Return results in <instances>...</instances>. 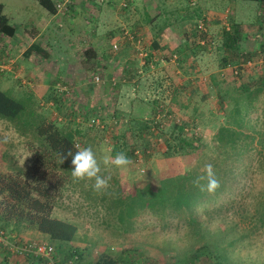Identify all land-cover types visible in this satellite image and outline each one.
Wrapping results in <instances>:
<instances>
[{
    "label": "rangeland",
    "instance_id": "rangeland-1",
    "mask_svg": "<svg viewBox=\"0 0 264 264\" xmlns=\"http://www.w3.org/2000/svg\"><path fill=\"white\" fill-rule=\"evenodd\" d=\"M161 1L133 0L129 8L124 10L119 6L122 0H116V2L73 0L75 5L71 4V6H75L73 12L75 11L77 28L85 26L92 28L91 26L94 24L90 17H94L97 13L101 14L97 24L100 32L98 38L106 48L107 56H110L109 60L100 58L99 67H93L92 72L88 75L87 84H91V87L94 86L96 91L91 92L93 89H90V99H86L91 100L90 106L84 105L85 101H78L75 104L78 107L82 106L74 110L76 114L80 113V115H68L71 103L74 105L75 101L72 96L73 91H70L75 87V81L67 80L66 84L60 82L59 86L57 85L59 80L54 78L53 85L57 86L58 90L54 88V92L60 94L61 97H66L63 103L56 101V106L54 102L51 103L53 105L49 104L48 99L37 97L30 86L19 95L0 88L25 105L24 117L26 116V120L29 121H26V124H31L32 127L35 126L33 125L35 120L38 121V117H32V115L37 113L48 121L69 127L73 125L75 127L74 120L76 121L79 116L85 118L86 112L88 118L96 114L99 115L105 126L104 129L91 128L87 121H82L83 123L81 122L79 125L84 134L82 137L78 136L77 142H79V148L91 146L100 160L111 156L112 147L116 144L117 139L120 143H122L121 140H124L129 146L138 147L137 150L141 152L142 157L138 154V157L133 158L132 164L126 169H117L111 163L107 166L102 165V173L109 172L120 179L126 188L124 197L134 192L135 185H139L143 181H153V184L159 187L163 180L178 178L186 173L188 175L189 170L194 171L198 169L199 165L201 169H204L205 165L211 164L209 157H203V152H206L207 148H212L219 126L228 124V119L224 117V112L219 106L218 89L226 88L227 84L224 83L235 82L239 85L247 83L249 78L254 75L264 74V62L261 63L262 59L264 60V49L262 48L264 30L259 31V25L264 19L262 17L264 12L260 15L259 3L246 1L234 3L229 0H171L176 4L173 5L170 2L162 4ZM22 3V0H0V14L4 17L8 14L14 21L21 22L24 16H21L23 13L20 11L19 5ZM192 3L195 5L193 6ZM177 5L188 12L194 10L196 13V18H192L190 30L191 32L194 30L195 34L200 37L203 35L207 38L206 44L203 45L204 48L196 49V52L199 53L198 56L201 57L205 67L211 69V72H215L216 76H218L216 72L220 69L225 56L230 58L232 55L224 48V44L227 32L236 25L240 26L239 48L246 53L244 56L250 55L251 59H249L256 64L252 68H245L240 77L234 73L233 66L223 69L221 74L224 75L219 76L220 79L216 77V81L215 83L213 81L211 87L206 79H200L196 84L197 87H202L203 91L200 94L195 93L194 96L190 95L191 97L187 96L189 98H184L183 94L180 95L181 107L179 110L175 109L173 99H170V88L173 86H170L169 90L162 95L161 85H159L161 84V75H159L154 81V84L159 86H156L154 92L150 93V90L145 89L150 81L147 77L149 74L142 70V73L139 74L142 76V79H139L142 87L140 96L142 97L136 104L140 116L138 119L153 120V114L152 117L148 116L156 106L159 108V113L155 122L162 125L160 130L153 129L150 133H144L143 136L139 132L143 123L132 120L129 113L130 99L128 95L132 89L127 86V83H124V79L133 80L135 76L131 74L124 76L126 72L116 62L121 57L120 60L123 58L124 60H122L128 64L129 61L134 60L136 54L140 62L145 61L147 56L145 57L144 54L147 51L143 48L145 46L143 41L140 44L134 42V45H131L124 33L128 31L136 35L135 31L144 29V25L147 26V14L155 13L159 16L158 11L162 9L163 14H166L164 10L168 11L167 14L172 13L174 21L177 16L179 17L173 8ZM201 23L205 25L206 31L199 29ZM59 32L61 31L59 30ZM87 38L90 41L93 40L92 36ZM115 38H117L115 43L119 45L118 51L113 50ZM85 40L86 38L83 39V41ZM56 44L62 47L57 50L58 74L61 71L63 75L60 74V79L65 81L66 74H68L66 71L73 69V72L77 74L81 72L80 54L76 50L71 51L68 48L65 50L68 43L63 39L57 41ZM133 48L136 50L134 51ZM105 52L101 51L100 56ZM68 56L71 58H67ZM163 59L165 62L167 60L175 61L179 59V55L175 51H169L164 53ZM231 59L237 60L236 57H231ZM243 59L245 58L241 57L238 61L241 62ZM135 68L134 63L129 72L139 70ZM206 71L205 69L202 71L203 78L208 77ZM97 74L103 78V82L98 85L94 83V77ZM113 78L115 81H112ZM217 83L218 85H216ZM62 87H65L66 90L61 91ZM184 88L185 90L189 89L188 84L184 85ZM162 89L165 90L163 86ZM261 103L258 104L261 108L257 112L250 113L247 118L250 131L254 130L259 134L257 142L252 146L253 149L244 155L241 164L233 161L227 162L226 167L229 171L226 174L222 173V176L226 175L227 181H225L226 185L223 182L224 188L219 196L214 195L210 198L212 195L205 191L208 198L190 210L183 208L179 211L174 206H168L165 219L151 215L141 216L136 218L131 228L122 230L123 226L117 222L115 216L116 211L114 210L115 214L110 212L109 202H101L100 196L104 191H95L94 182H85L81 187L67 189L56 208L55 215L75 221L79 225V235L84 241L76 242V245L83 251L89 250L86 260L95 261L102 252L109 250L113 254L119 255L125 249H135L139 258H146L144 264H173L177 254L186 252L190 255L195 251L194 248L201 246L193 234L194 224L188 221L191 217L198 220L201 224L200 228H203L211 237L218 236L219 230L229 232L225 238L227 241L245 235L246 238L236 245L234 257L248 258L251 256L254 260L264 259V227L260 226L261 218L264 216V154L260 153V141L264 139V104ZM87 106H89V110L85 112L84 108ZM95 111L97 112L94 115ZM59 115L62 117L61 122L56 118ZM114 121H118V123L115 124ZM182 126H186V134L183 135V138L195 137L194 148H188L187 153L180 150V154L168 157L167 147L169 143L175 144V137L179 138V144H181L178 128ZM32 144L34 142L29 135H20L10 122L0 119V171L6 172L12 167H20L26 172L31 171L34 166ZM145 145L150 151V153L148 152L149 156L143 154ZM216 158L215 154L212 155V162ZM188 188H192L191 182L188 183ZM22 237L28 242L31 240L47 242L45 237H40L38 233L26 232ZM192 244H196L193 245L194 248ZM247 262L252 264L250 261Z\"/></svg>",
    "mask_w": 264,
    "mask_h": 264
},
{
    "label": "trees",
    "instance_id": "trees-1",
    "mask_svg": "<svg viewBox=\"0 0 264 264\" xmlns=\"http://www.w3.org/2000/svg\"><path fill=\"white\" fill-rule=\"evenodd\" d=\"M230 1L259 3L261 7L260 15L264 12V0ZM39 2L43 8L51 13L57 10L50 0H40ZM259 27V31L264 30V19ZM239 29L240 26L236 25L227 32L224 48L230 51L233 56L230 55V58L225 56L220 65V70L230 66L238 67V77L244 73L245 66L243 67V65L251 59L250 55L244 56L246 53L239 48ZM0 32L10 36L14 33V29L9 25L7 18L1 14ZM206 39V36L202 35L199 39V46L203 47L206 44ZM203 42L204 44H202ZM262 48L264 49V41H262ZM33 51L32 48L30 53ZM231 57H236L237 60L235 61ZM241 57L245 59L240 62L238 59ZM242 63L244 64L242 65ZM219 76L216 77L219 78ZM213 81L215 83V76ZM224 84H227L226 88L218 89V97L219 106L221 111L224 112V117L228 119V124L225 123L219 126L214 136L212 148H207V151L203 152V157H209V162H211L216 177L220 181V187L211 194L210 198L214 195L219 196L222 193L223 182L226 185L225 174L229 171L226 167L227 162L233 161L241 164L244 155L253 149L252 146L257 142L259 134L254 130L250 131L247 118L250 113L257 112L261 108L258 106L260 102L264 104V74L252 76L247 83L237 85L235 82H231ZM25 110L26 107L22 102L0 90V119L10 122L20 135H29L34 142L32 144L34 166L31 171L26 172L20 167H12L11 170L6 172L0 171V231H3L6 237L14 243H28L22 237L26 232L38 233L40 237L44 236L47 240V242H44L55 246L57 249L58 264H69L71 261H74L75 264H144L146 258H139L135 249H125L119 255H115L109 250L102 252L95 261L86 260L89 250L83 251L76 245V242L84 241L79 235V225L75 221L55 215L56 208L65 191L70 187H81L85 183L83 181L77 182L72 178L71 157L61 163L62 154H65L69 149L73 152L78 150V147H76L77 134L67 126H60L53 121H48L38 113L32 115V117H38V121L35 120L33 123L35 126L27 125L26 121L28 120H26V116L24 117ZM157 116L158 113H155L154 119L149 121L134 118L136 122L141 121L143 123V126L139 128V132L143 136L144 133H150L153 129L160 130L162 125L155 122ZM93 117L88 118L86 116L83 118L84 121L89 122ZM178 129L181 135V144H179V138L175 137V144L169 143L167 147L168 157L173 154H180L181 151L187 153L188 148H194L195 137L183 138V135L186 134V126ZM121 142L117 139L116 144L112 147L111 156L123 151L131 160L137 158L138 154L142 157L141 152L137 150L138 147L129 146L124 140H121ZM260 143V153L264 154V139ZM147 148L145 145L143 149L145 156H149L148 152L150 153ZM214 154L217 156L218 163L215 162L216 160L212 162V155ZM224 172L225 174L222 176ZM102 174L111 177V186L102 193L100 200L103 203H110L108 208L110 212L116 211L115 216L117 222L123 226L122 230L131 228L138 217L151 215L152 217L165 219L168 206H174L179 211L183 208L190 210L208 198L205 191H201L200 187L194 184L197 177L205 175V171L201 169L200 165L194 171L189 170L188 175L186 173L178 178L163 180L160 182L159 187L155 186L153 181H143L141 184L135 185L134 192L126 197L123 196L126 193V188L119 178L109 172H103ZM190 182L192 188H188ZM206 183V180L201 181V184L206 185ZM188 221L194 224L193 234L197 239V243L201 246L194 248V244H192L195 251L190 255L186 252L177 254L173 264H249L247 261L252 264H264L263 258L254 260L251 256H248V258H244V256L243 258L240 256L234 257V249L238 243L246 238L245 235L227 241L225 238L229 232L219 230L218 236L214 238L206 233L203 228H200L201 224L198 220L191 217ZM260 226L264 227V216L261 218ZM31 242L43 241L31 240ZM0 254L3 255L4 264L47 263L32 253L19 254L3 245H0Z\"/></svg>",
    "mask_w": 264,
    "mask_h": 264
},
{
    "label": "crops",
    "instance_id": "crops-1",
    "mask_svg": "<svg viewBox=\"0 0 264 264\" xmlns=\"http://www.w3.org/2000/svg\"><path fill=\"white\" fill-rule=\"evenodd\" d=\"M22 1L23 3L19 5L20 11L23 13L21 16H24L21 22L14 21L12 16L10 17L8 14L5 17L9 25L13 27L14 33L10 36L0 32V59L4 62L8 61V63L11 60L13 65L11 72L0 74V88L7 92L12 91V94L19 95V93H23L25 89L30 86L33 88L37 97L45 100L48 99L49 104L52 102L55 103L56 101L63 103L66 97H61L59 96L60 94L54 92L57 90V86L54 87L55 85H53L54 78L59 80L57 83L59 86L60 82H65L66 84L67 80L75 81V87L70 90L73 91L72 96L75 101L72 100L74 101V105L71 103L68 115H78L74 110L82 106L79 105L78 107L75 104H77L78 101H85L84 105L88 104L90 106L91 100L88 101L86 99H90L89 92L91 88L93 89L91 92L96 91L94 86L91 87V84H87L86 80L88 75L92 72L93 67H99L100 58H102V60H109L110 58L105 52L106 48H104V45L99 41L100 38H98L100 32L97 24L101 14L97 13L94 17H90L94 24L91 26L92 28L86 26L77 28L74 15L75 11L73 12L75 8L74 2L72 3L74 5H70L67 11L58 12L55 10V12L51 13L41 6L40 0ZM50 1L56 6L61 0ZM113 1L116 2V0ZM166 2L176 5L171 2V0L161 1L162 4H166ZM158 7H160L159 4ZM173 8L175 12L179 14V17L177 16L174 21L172 20L173 16H171L172 13L167 14L168 11L164 10L166 14H163L162 9L158 11L160 17L155 13L147 14V26L144 25V29L135 31L137 38L143 41V45H145L143 46L144 50L147 51L145 61L140 62L136 54L134 60L131 62L129 61L128 64H126V61H123V58V60H120L121 57H119L116 62V64L119 63V67L126 72L124 76L127 74L135 76L134 79L132 78L133 80L124 79V83H127V86L132 89L128 95L130 99L129 113L131 114L132 120H134V118L139 120L138 118L140 117L137 112L136 104L142 97L140 96L142 87L139 81V79H142V76L139 75L142 73V70H145L147 74H149L147 77L150 81L148 84L146 82L147 86L145 89L150 90V93L154 92L157 88L156 86L161 85L160 90L162 91V95H164V93L169 90V87L173 86L170 88V99H173V105L177 110L181 107L180 95L183 94L184 98H186L190 95L194 96L195 93L200 94L203 89L202 87H197L196 83L200 81V79H206L210 84L209 87H211L213 84V77L215 76L216 78L215 72H211V69L205 67L204 62L201 61V57L198 56L199 53L196 52V49L200 50L204 48L199 46L200 37L195 34L196 32H194V30H192V32L190 30V27H192L191 23L193 22L192 18H196V13L194 10L188 12L182 7L179 8L178 5ZM204 11L206 12V10ZM161 12L163 14L162 16L160 15ZM17 13H19L18 10ZM159 19L161 20L160 24ZM86 23L88 24V22ZM59 30L61 32H59ZM89 36H92V41L87 38ZM84 38H86L85 41H83ZM61 39L68 43V45L65 46V50L67 48L71 51L76 50L80 54L79 63L81 64L80 68H82V70H80L81 72L77 74L73 72L72 66H70L72 70L68 68L69 71H66L68 74H66L65 81L60 79V76L63 74L61 71V75L58 74L59 64L56 63L57 50L62 49L56 42ZM128 41L131 45H134L131 40ZM113 42H117V38H115ZM32 48L34 51L30 53ZM135 50L136 49H134V51ZM101 51L105 52L101 53L103 57L100 56ZM169 51L177 52L179 59L175 61L167 60L165 62L163 59L164 53ZM67 58H71V56ZM134 63L139 70H134L132 74L129 72V69ZM65 66L67 65L65 64ZM203 69H205V71L207 70L205 72L208 75L207 78L202 77ZM221 71L222 70L218 69L216 72L217 75L222 76ZM219 72L220 74H218ZM159 75H161V84L156 85L154 81ZM187 84L189 89L185 90L184 85L187 86ZM162 86L165 90L162 89ZM89 106L84 108L85 112L89 110ZM99 110L102 111L101 109ZM151 111L148 117L155 116V113H159V108L155 106ZM96 112L97 111L93 112V114L95 115ZM86 114L87 112L85 116H87ZM79 123L80 122L74 120L75 127L74 125L72 127L67 126L77 134L76 138H78V136L82 137L84 134ZM85 135L87 136V134ZM4 263L3 255L0 254V264Z\"/></svg>",
    "mask_w": 264,
    "mask_h": 264
},
{
    "label": "clouds",
    "instance_id": "clouds-1",
    "mask_svg": "<svg viewBox=\"0 0 264 264\" xmlns=\"http://www.w3.org/2000/svg\"><path fill=\"white\" fill-rule=\"evenodd\" d=\"M71 157V175L77 182H94L93 188L95 191H107L110 188V176L102 174V165L107 166L111 163L117 169H126L132 164L131 158L123 151L117 152L115 156L104 157L103 160L97 158L96 152L91 146L78 148L73 152L69 149L65 154H62V161ZM205 175L199 176L194 181V184L200 187L201 191H207L209 194L214 193L220 187V181L211 164L205 165ZM206 180V185L201 184V181Z\"/></svg>",
    "mask_w": 264,
    "mask_h": 264
},
{
    "label": "built area",
    "instance_id": "built-area-1",
    "mask_svg": "<svg viewBox=\"0 0 264 264\" xmlns=\"http://www.w3.org/2000/svg\"><path fill=\"white\" fill-rule=\"evenodd\" d=\"M102 2H111L113 0H100ZM133 2V0H122V2L119 3V6L122 9H127L129 8V5ZM73 3V0H61L60 2H58L56 4V9L58 12H64L67 11L69 9V6ZM192 5L194 6L195 3H192ZM205 25L203 23H201L199 25V29H201L202 31H206V29L204 28ZM124 35L131 40L133 43L137 42L138 44L141 43V40L139 38H137V36L135 34H131L130 32L126 31L124 33ZM113 50L114 51H118L119 50V45L117 43H114L113 45ZM144 56L146 57L147 54H144ZM264 60L262 59L261 63H263ZM256 63H254V61L250 60L248 61L245 65H243V67L245 66V68L249 67L252 68ZM12 61L10 60L9 63L8 61L4 62L2 59H0V74L5 73V72H11L12 71ZM237 67H234V73L236 75L239 74V70H237ZM224 74H222L223 76ZM112 81H115V79L113 78ZM101 82H103V78L100 74L95 75L94 77V83L95 84H100ZM114 85H116L114 83ZM65 87L61 88V91H65ZM53 105V104H52ZM78 115H80V113H78ZM58 120L61 122L62 121V117L61 115H59ZM77 122H82L84 121V118L82 116H79L78 118H76ZM115 124L118 123V121H114ZM89 127L93 128V127H98V128H102L104 129V125L102 124V121L100 119V116L97 115L95 117H93L92 119H90V121L88 122ZM76 147L79 148V142H77ZM0 245H3L7 248H9L11 251L17 252L19 254H24V253H32L33 255H35L37 258H41L43 260H45L47 263L46 264H58V251L55 248V246L45 243V242H11L9 240L8 237H6L5 233L3 231H0ZM69 264H75L74 261H71Z\"/></svg>",
    "mask_w": 264,
    "mask_h": 264
}]
</instances>
